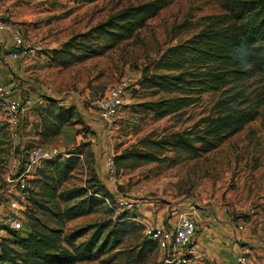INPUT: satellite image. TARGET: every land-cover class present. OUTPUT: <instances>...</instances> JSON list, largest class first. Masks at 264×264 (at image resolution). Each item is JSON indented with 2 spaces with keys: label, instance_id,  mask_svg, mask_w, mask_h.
I'll use <instances>...</instances> for the list:
<instances>
[{
  "label": "rangeland",
  "instance_id": "1",
  "mask_svg": "<svg viewBox=\"0 0 264 264\" xmlns=\"http://www.w3.org/2000/svg\"><path fill=\"white\" fill-rule=\"evenodd\" d=\"M25 1L32 17L23 38L41 42L45 48L23 65L22 74L15 78V88L22 98L31 94L41 97L51 88L53 97H60L69 106L73 104L77 122L52 140L40 139L35 125L38 114L31 107L18 129L20 138L14 143L0 112V191L9 175L17 177L23 157L35 146H41L42 150L56 148L62 153L82 148L83 159L61 190L84 187L92 179L101 183L104 158L111 155L119 180L113 189L145 201L142 211L152 206L176 208L190 203L198 208L220 204L239 214L242 208L246 211L260 208L264 213V83L260 79L239 83L230 93L205 94L195 105L164 118L141 107L178 97L146 81L169 73L157 63L160 56L188 41L205 27L209 18L221 14L224 0ZM13 2L19 4L23 0ZM153 2L160 3L161 8L128 40L111 44L98 30L99 26L119 22L122 14ZM23 9L19 6L15 11L21 13ZM85 44L96 50L107 48L100 56L82 55L66 66L51 59L55 52L80 55V47ZM117 85L125 88L126 99L109 132L111 139L107 140L97 116L98 100L108 88ZM253 109L257 112L254 120L209 153L190 155L163 145L174 134H190L189 138L204 136L202 130L208 117ZM92 138L97 144L90 142ZM135 154H151L156 161L140 160ZM12 167L15 170L10 174ZM33 178V173L25 178V185ZM33 188L39 192L38 184ZM76 202L46 206L56 210ZM113 202L111 195L109 202L99 205L91 214L65 224L64 233L110 220L117 214ZM30 213L53 228L45 212L33 207ZM130 216L135 217L131 222L139 224L138 212ZM1 225L0 215V236L11 234ZM143 229L144 226L126 236L116 250L100 260L77 264H160L162 253L156 246L144 243Z\"/></svg>",
  "mask_w": 264,
  "mask_h": 264
},
{
  "label": "trees",
  "instance_id": "2",
  "mask_svg": "<svg viewBox=\"0 0 264 264\" xmlns=\"http://www.w3.org/2000/svg\"><path fill=\"white\" fill-rule=\"evenodd\" d=\"M221 7L222 13L209 18L201 31L185 43L167 49L160 56L157 63L169 73L146 81L152 87L177 94L178 97L142 104L143 109L158 118H164L195 105L205 94L230 93L235 85L253 78L264 83V0H224ZM160 8L157 2L142 5L122 14L119 22L99 26L98 30L111 44L128 40ZM243 44H247L250 49V63L246 67L240 62L243 59L242 50H238ZM106 48L96 50L85 44L80 47V55L69 51L55 52L51 59L66 66L73 60L81 59L82 55L100 56ZM58 56L62 58L58 59ZM41 100L45 104L41 106L35 103L32 109L38 114L35 125L36 136L40 139L52 140L65 127L77 122L73 105H60L59 100L46 95L41 96ZM256 115L253 109L208 117L202 130L204 136L189 138L187 135L190 134H174L163 145L190 155L209 153L253 121ZM37 149H41V146H35L25 154L23 165L18 166L17 176L25 170L30 154ZM82 151V148H78L77 152H66L68 158L59 155L54 159L43 160L35 168L33 180L27 181L28 186L25 185L21 190L27 201L22 229L12 231L1 225L4 231L11 234L0 236V264H77L98 261L116 250L126 236L142 228L141 224L131 222L135 218L130 216L131 213L122 212L97 226L64 233L65 224L91 214L99 205L109 202L111 196L99 179H92L81 188L61 190L83 159ZM135 155L140 160L156 161L151 154ZM30 183L32 188H29ZM34 184L39 185L37 193L34 192ZM74 200L78 202L63 209L52 210L46 206L50 203L58 207L60 203L66 205ZM33 207L45 212L53 228H48L35 214L30 213ZM145 240L144 243L156 246L154 242ZM104 262L110 263V260Z\"/></svg>",
  "mask_w": 264,
  "mask_h": 264
},
{
  "label": "built area",
  "instance_id": "3",
  "mask_svg": "<svg viewBox=\"0 0 264 264\" xmlns=\"http://www.w3.org/2000/svg\"><path fill=\"white\" fill-rule=\"evenodd\" d=\"M11 32L13 49L8 53L9 59L23 62L36 54L44 52L45 45L41 42L35 43L23 38L21 32L12 28L9 24H0V31ZM47 95L52 94L48 88ZM126 99V90L123 86L117 85L108 88L98 100L97 116L101 123L100 128L106 133V139L110 140V131L113 130L115 118L119 115ZM35 102L31 98L13 97L9 88L0 84V112L4 114L11 138L14 143L18 142L20 124L25 115ZM91 143L97 144L95 138ZM68 158L67 153H62L56 148L48 150L37 149L29 156L25 170L17 177H13L15 167H12L10 174L0 191V215L2 224L12 230L22 229L23 213L27 208L26 196L22 193L25 186L24 179L33 173L43 160L54 159L57 156ZM105 172L102 183L111 195L114 196V208L116 213H133L142 210L140 199L132 198L126 193L117 192L115 188L119 184L117 174L113 165V157L107 155L105 158ZM240 231L241 227L238 228ZM197 224L186 216L180 214L175 221H169L166 225L159 227H144L143 236L145 239L156 244V248L162 253L160 264H202L206 260L204 251L196 247ZM246 251H242L237 258L239 264H245Z\"/></svg>",
  "mask_w": 264,
  "mask_h": 264
},
{
  "label": "crops",
  "instance_id": "4",
  "mask_svg": "<svg viewBox=\"0 0 264 264\" xmlns=\"http://www.w3.org/2000/svg\"><path fill=\"white\" fill-rule=\"evenodd\" d=\"M25 3V0L19 4L13 0H0V24H9L19 30L22 36L26 33V25L32 17V12ZM19 6L24 9L21 13H16V7ZM12 49L11 32L0 31V84L11 89L13 97H20L15 88V78L22 74L23 65L31 58L23 62L13 61L8 57ZM44 95L59 100L60 105L69 106L60 97ZM29 98L37 105L45 104L41 97L34 94L29 95ZM92 149L95 152V148ZM138 213L141 216L137 218V222L144 227L166 225L169 221H175L180 214L192 218L197 224L196 247L206 254V260L202 264H239L237 258L242 251H246L245 264H264V213L260 208L250 211L242 208L239 214L220 204L198 208L187 203L176 208L152 206ZM239 227L242 228L241 231Z\"/></svg>",
  "mask_w": 264,
  "mask_h": 264
},
{
  "label": "clouds",
  "instance_id": "5",
  "mask_svg": "<svg viewBox=\"0 0 264 264\" xmlns=\"http://www.w3.org/2000/svg\"><path fill=\"white\" fill-rule=\"evenodd\" d=\"M238 50H242L243 53V59L240 61L242 65H244L245 67L250 63V49L248 47L247 44H243L241 46H239Z\"/></svg>",
  "mask_w": 264,
  "mask_h": 264
}]
</instances>
